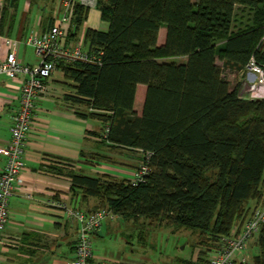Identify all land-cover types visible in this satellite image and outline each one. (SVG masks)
I'll list each match as a JSON object with an SVG mask.
<instances>
[{"label":"trees","instance_id":"1","mask_svg":"<svg viewBox=\"0 0 264 264\" xmlns=\"http://www.w3.org/2000/svg\"><path fill=\"white\" fill-rule=\"evenodd\" d=\"M96 8L107 29L85 27L82 41L101 62L57 63L73 82L67 99L101 121L102 133L109 125L101 138L112 147L150 154V172L137 185L86 175L73 184L123 219L199 231L209 256L264 202V98L242 96L240 81L231 87L223 74H240L252 56L264 64V0H97ZM89 9L74 5L67 41L77 40ZM162 23L166 40L157 45ZM259 230L264 253V224Z\"/></svg>","mask_w":264,"mask_h":264},{"label":"crops","instance_id":"2","mask_svg":"<svg viewBox=\"0 0 264 264\" xmlns=\"http://www.w3.org/2000/svg\"><path fill=\"white\" fill-rule=\"evenodd\" d=\"M241 10V6L235 7V13ZM60 14L58 0H1L0 60L10 51L7 41L12 39L18 40L15 48L18 60L36 65L39 58L25 40L31 33L47 31ZM71 26V20L62 25L67 36ZM85 27L107 29L96 7L89 9L83 29L74 42L82 38ZM166 35L167 25L162 23L157 45L164 44ZM46 85L45 94L36 101L34 122L24 147V184L9 200L10 218L0 245V264H70L75 258L77 223L51 203L66 202L85 212L97 210L100 199L85 195L83 188L73 184L72 176L130 180L144 156L141 150L112 147L101 138L102 122L82 117L81 104L67 99L73 92V82L65 77L60 67L54 70ZM20 86V80L0 75V146L10 140L13 117L19 107ZM145 91L142 84L137 85L134 110L138 114L142 111ZM138 101L142 104L140 109L136 106ZM5 163L6 156L0 153V174ZM27 193L31 198L25 197ZM127 225L117 214L104 221L92 237L96 260H111L113 255L105 246L113 238L118 246L125 248L128 235L124 236L122 231ZM117 261L143 264L123 255L122 258L119 255Z\"/></svg>","mask_w":264,"mask_h":264},{"label":"built area","instance_id":"3","mask_svg":"<svg viewBox=\"0 0 264 264\" xmlns=\"http://www.w3.org/2000/svg\"><path fill=\"white\" fill-rule=\"evenodd\" d=\"M61 14L55 24L41 34L31 33L25 43L31 46L39 58L36 65L30 66L18 60L15 48L18 40L9 39L11 49L4 60H0V75L21 81L19 107L13 117L10 128L11 136L5 146H0V153L6 156V163L0 174V245L6 225L10 218L9 200L15 190L24 184V147L34 122L36 101L47 90L46 81L57 68L60 60L80 61L100 64V57L84 47L82 38L77 42H67V33L62 25L70 22L75 4L96 7L97 0H58ZM1 2V0H0ZM264 40V37H262ZM239 93L247 98H264V64H260L252 56L246 67L240 72ZM109 125H106L103 138H107ZM150 154H146L140 166L129 180L132 185L145 181L150 172L148 163ZM26 198H31L29 193ZM51 204L64 210L67 217L77 223V238L74 247L75 258L70 264H122L113 260H96L92 237L104 221L113 216L112 211L101 208L85 212L66 202L54 201ZM264 224V204L256 208L244 224L239 235L236 228L222 240V244L210 253L207 264H234L241 258L247 248L248 241ZM242 259V258H241ZM240 260V259H239ZM241 261V260H240Z\"/></svg>","mask_w":264,"mask_h":264},{"label":"rangeland","instance_id":"4","mask_svg":"<svg viewBox=\"0 0 264 264\" xmlns=\"http://www.w3.org/2000/svg\"><path fill=\"white\" fill-rule=\"evenodd\" d=\"M90 9H94V7ZM182 59V57H170L164 60L185 63V60ZM217 63L221 65L219 59H217ZM223 74L231 87H234L240 81L239 74H233L227 70H223ZM142 87L146 90L145 85H142ZM136 106L137 109H140L142 104L140 105L139 102ZM254 204L255 202H250L251 207L255 206ZM261 204H264V202ZM104 206L115 215L109 205ZM260 206H257V208ZM124 221L128 224L124 232L121 230L124 236L128 235L125 237L128 242L123 245L125 248L122 249L118 246V242L114 238L111 242L109 241L111 239H108L109 242L106 240L108 243H105L107 245L105 248L113 255L110 256L111 260L117 261L118 256L120 255L122 258L123 255L128 259H137L143 264H207L209 258L207 245H209V242L199 231L175 228L165 224L159 225L157 221L142 217L124 219ZM138 236L140 237L139 240ZM259 236L260 230L248 241L247 248L241 256L242 259L239 256L234 264H254L255 256L264 255L260 250ZM114 237L116 238V236ZM93 247H95L94 244ZM121 252L122 254H120ZM239 259L244 263H240Z\"/></svg>","mask_w":264,"mask_h":264}]
</instances>
